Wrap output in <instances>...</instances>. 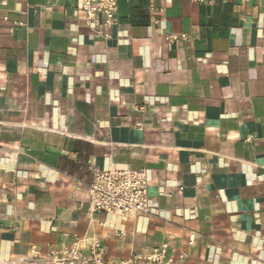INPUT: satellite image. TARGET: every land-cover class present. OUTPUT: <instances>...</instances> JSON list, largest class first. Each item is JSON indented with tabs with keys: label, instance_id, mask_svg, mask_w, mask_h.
Wrapping results in <instances>:
<instances>
[{
	"label": "crops",
	"instance_id": "0c3cea01",
	"mask_svg": "<svg viewBox=\"0 0 264 264\" xmlns=\"http://www.w3.org/2000/svg\"><path fill=\"white\" fill-rule=\"evenodd\" d=\"M116 1L101 41L76 0H0V264L76 238L264 264V0H151L158 25ZM112 166L147 171L150 214L90 213L91 170Z\"/></svg>",
	"mask_w": 264,
	"mask_h": 264
},
{
	"label": "built area",
	"instance_id": "2783aa9c",
	"mask_svg": "<svg viewBox=\"0 0 264 264\" xmlns=\"http://www.w3.org/2000/svg\"><path fill=\"white\" fill-rule=\"evenodd\" d=\"M77 10L85 16V25L101 41L110 39L102 29L116 23L118 5L116 0H76ZM198 3V0H192ZM251 0H244L248 4ZM150 22L159 24L162 8H156L151 0L148 4ZM158 14V17L153 15ZM185 34L166 35L167 46L189 42ZM146 170H128L118 166L109 169L93 168L87 188V205L90 213L102 212L117 217L130 218L150 214V193ZM118 238L123 235L114 233ZM186 255L181 253L175 259L169 254L168 245L153 248L148 254H131L125 260H111L107 246L97 238H76L69 247L60 252L41 256L32 248L33 264H185Z\"/></svg>",
	"mask_w": 264,
	"mask_h": 264
}]
</instances>
